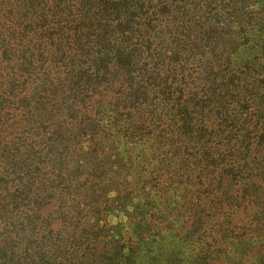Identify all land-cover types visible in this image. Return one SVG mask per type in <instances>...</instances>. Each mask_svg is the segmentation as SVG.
I'll list each match as a JSON object with an SVG mask.
<instances>
[{
    "label": "trees",
    "instance_id": "1",
    "mask_svg": "<svg viewBox=\"0 0 264 264\" xmlns=\"http://www.w3.org/2000/svg\"><path fill=\"white\" fill-rule=\"evenodd\" d=\"M220 259L264 264V0H0V264Z\"/></svg>",
    "mask_w": 264,
    "mask_h": 264
},
{
    "label": "rangeland",
    "instance_id": "2",
    "mask_svg": "<svg viewBox=\"0 0 264 264\" xmlns=\"http://www.w3.org/2000/svg\"><path fill=\"white\" fill-rule=\"evenodd\" d=\"M216 246V245H215ZM186 251H187V254H183V257L182 258H184V259H186L187 257H188V249H186ZM191 260H194L195 261V263H196V261L197 260H195V259H192V258H190V257H188V259H187V261H185V262H190ZM209 261H214V263L215 264H219L221 261H224L223 259H220V260H209ZM185 264H187V263H185ZM205 264H212V262H206Z\"/></svg>",
    "mask_w": 264,
    "mask_h": 264
}]
</instances>
